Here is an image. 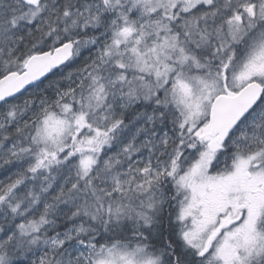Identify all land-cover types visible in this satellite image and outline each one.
Returning <instances> with one entry per match:
<instances>
[{
    "label": "snow or ice",
    "instance_id": "obj_1",
    "mask_svg": "<svg viewBox=\"0 0 264 264\" xmlns=\"http://www.w3.org/2000/svg\"><path fill=\"white\" fill-rule=\"evenodd\" d=\"M0 264H264V0H0Z\"/></svg>",
    "mask_w": 264,
    "mask_h": 264
}]
</instances>
